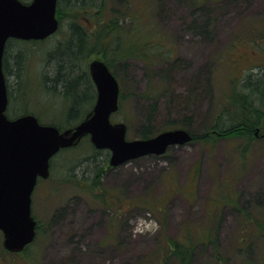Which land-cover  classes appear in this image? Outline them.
Masks as SVG:
<instances>
[{
	"label": "rangeland",
	"instance_id": "obj_1",
	"mask_svg": "<svg viewBox=\"0 0 264 264\" xmlns=\"http://www.w3.org/2000/svg\"><path fill=\"white\" fill-rule=\"evenodd\" d=\"M61 1L65 8L58 33L37 45H25L24 51L23 68L34 81L27 105L43 115L42 122L55 118L58 109L64 111L65 100L72 97L53 95L45 85L42 75H52L47 73L48 57L42 56L41 48L53 52L68 39L73 21L87 19L90 25H100L97 21L101 18L107 24L127 10L140 11L147 3L149 29L173 44L174 57L158 62L152 70L132 58L116 63L124 105L112 121L127 124L128 140L139 139L148 122L158 130L166 125L179 127L188 119V130L202 133L210 125L223 91L230 88L229 78L264 63V57L249 47L232 48L235 37H259L252 29L264 28V0H196V5L194 0H130L128 4L91 0L84 5L87 12L81 4ZM206 21L211 25L208 35L199 28L208 25ZM129 22L126 18L120 24ZM12 46L8 58L20 49ZM223 55L234 59L230 70L220 66ZM102 58L95 52L85 61L90 64ZM7 78L13 106L18 108L23 103L14 89L15 78ZM148 88L157 93L154 99L146 95ZM188 95L192 102L185 105ZM91 101L82 108H89ZM13 106L8 107V115L14 114ZM48 106L52 112L45 108ZM67 113L60 115L61 122L67 123ZM256 134L245 152L247 145L236 140L195 141L171 147L161 156H145L118 167L109 165L102 183L121 199L123 212L115 210L119 203L113 207L95 203L78 192L72 177L67 181L69 174L81 172L76 167L69 173L71 152L54 156L53 178L39 182L33 194V216L40 222L38 237L28 253L7 254L3 264H164L172 250L170 243L186 241L188 234L196 242L191 264H264V237L259 231V221L264 219V124ZM82 149L86 147L78 151ZM98 156L101 162L110 160L111 152L103 150ZM233 202L245 210L234 207ZM2 244L0 232V261ZM28 256L30 261H24Z\"/></svg>",
	"mask_w": 264,
	"mask_h": 264
},
{
	"label": "trees",
	"instance_id": "obj_2",
	"mask_svg": "<svg viewBox=\"0 0 264 264\" xmlns=\"http://www.w3.org/2000/svg\"><path fill=\"white\" fill-rule=\"evenodd\" d=\"M22 1L29 2V0ZM88 1L91 0H66V4H81L83 5V12H87L84 5ZM197 1H193L195 5ZM119 2L128 4L130 0H119ZM64 3L65 1L59 2L57 10V18L59 19L60 24L61 19L63 18L62 13L65 8L63 6ZM140 9L141 10L136 13L127 10L122 14V17H119V19H112L108 21L109 23L107 24L104 23L101 18L97 21L99 24L102 23L100 25H90L87 19H85V23L73 21L70 23L71 28L69 30L70 35L68 39L57 44V47L53 52H50L51 50H45L48 49L47 47L41 48L42 56L46 57L47 54L48 57L47 73L49 71V74L51 72L52 75V77H50L47 76V74L45 75V73L43 75L40 73L45 81V85L51 92H53V95L60 93L67 97H72L71 99L66 97L70 100H65V104L63 105L64 111L60 113V111H58L60 109H58L54 112L55 118L51 117L48 121L42 122L41 117H43V115H38L35 110L27 105V102L30 101L29 87L34 81H31V77L29 74L25 73L23 68V61L26 56V53L24 52L26 51L25 45L30 43L32 45H37L43 41L25 42L14 39L10 40L6 46L4 55V72L7 79V86V76L13 75L15 78L14 89L16 92H20V96L17 97L23 104L18 108L13 106V97L10 94L8 86L9 107L13 106V109L15 110L14 114H9L8 116L10 118H17L22 115L31 114L36 116L40 123L55 126L59 128V130H65L80 123L90 112L91 109L89 110V108L94 104L96 98V90H94L95 87L88 72L89 62H87V59L95 52H100L102 54V59L114 74L115 68L117 67L116 63L119 61L125 62L124 60H129L130 58L142 61L148 70H152L158 65V62L162 63L171 60L175 54L173 44L166 42L168 37L165 35H157L158 33L149 29V5L144 3ZM98 14L102 16V14ZM126 18H129L130 20L129 25L122 26L120 21L124 22ZM87 23H89V26ZM206 24L208 25L199 28L203 34L208 35L211 33V25L209 21H206ZM199 28L196 27V30ZM252 34H258L259 37L256 38V36L253 35L254 38L241 36L235 37V40L232 43V48L249 47L253 49L256 54L264 57V28L260 30L254 28L252 29ZM12 45L18 46L20 49L16 51L14 55L11 54L12 56L8 58L11 49H13ZM97 49H99V51ZM33 52H37L36 49ZM232 60L234 61L231 57L223 55L220 61V66L230 70V61ZM82 62H84L85 65L84 69L82 67ZM10 67H12V69ZM229 82L230 88L228 91H223V96H221L220 100L216 103L215 110L210 117V125L207 131L201 135L191 132L194 135V142L201 141L205 144H210L218 139L236 140L240 143L244 142L247 145L244 150L245 152L250 149L251 144L256 139L258 129L264 124V63L246 70L240 77H230ZM213 91L214 88L212 86L210 88L211 94ZM156 94L155 90L151 88H148L146 93V95L153 99ZM202 95L207 96L206 93H202ZM90 99L92 100L90 107L82 108L90 101ZM179 101L180 100H177L178 103ZM42 102L41 99L38 103L41 104ZM190 102H192V97L191 95H188V99L184 101V104L188 105ZM156 103L157 102L155 101L153 105L154 107L156 106ZM123 105L124 95L120 96L119 110ZM45 108L48 111H53L51 106ZM66 110L68 111L65 115L67 123H63L60 121L59 117H61L60 115H63ZM80 112L82 113L81 115ZM77 113H79V115H75ZM186 121L189 120L186 119L181 126L188 130L189 126L186 125ZM173 128H175V125H166L158 130H153L152 125L148 122L147 125L142 127L141 134L138 138L148 139ZM81 146L86 147V149H82L79 152L78 149H80ZM67 152L68 154H70V152L72 153L71 158L69 159L71 162L68 165L69 173H72L76 167L81 170L78 174H69L67 181H71L73 178L79 188L76 187L78 192L85 194L93 202L106 207H113L116 202L119 203V205L118 209L115 210H117V212L125 211V206L121 205V199H116L112 193L107 189H104L102 179L106 168H109L110 166L109 159L101 162L100 156H98L102 154L103 150H97L87 137L84 138L77 147L64 149L60 153ZM54 168L53 160L51 162L50 179L53 178ZM131 204L132 203L129 202L128 206ZM233 204L234 207L241 209L242 212L245 210L239 206V203L236 204V202H233ZM246 216L249 218L252 217L249 213H247ZM39 231L40 222L38 221L37 237ZM259 231L264 237V219L259 221ZM210 241L214 242V239H211ZM202 242L205 241L203 240ZM195 243L192 234H188L186 241L171 242L170 249L172 250L170 255L166 257L164 264H191ZM30 248L31 246L25 250V253H28ZM2 254L3 261H0V264H3L4 261L7 260L5 256L10 253L3 249ZM29 259L30 257L28 256L23 260L29 262Z\"/></svg>",
	"mask_w": 264,
	"mask_h": 264
},
{
	"label": "water",
	"instance_id": "obj_3",
	"mask_svg": "<svg viewBox=\"0 0 264 264\" xmlns=\"http://www.w3.org/2000/svg\"><path fill=\"white\" fill-rule=\"evenodd\" d=\"M58 0H0V231L3 247L19 253L36 237L32 194L38 179L50 177V161L61 150L76 147L89 137L98 150L111 152L110 166L118 167L148 155H164L173 146L190 143L193 136L174 129L149 139H127V125L113 123L119 109L120 85L108 66L94 60L89 66L97 90L91 112L78 125L60 131L42 125L33 115L10 120L4 53L10 39L45 40L59 29ZM264 263V257H263Z\"/></svg>",
	"mask_w": 264,
	"mask_h": 264
},
{
	"label": "bare ground",
	"instance_id": "obj_4",
	"mask_svg": "<svg viewBox=\"0 0 264 264\" xmlns=\"http://www.w3.org/2000/svg\"><path fill=\"white\" fill-rule=\"evenodd\" d=\"M88 2H89V1H88ZM88 2H86V3H88ZM208 127H209V126H208ZM208 127H206L202 133H197V134L201 135V134L205 133V132L207 131ZM177 129H183V130L188 131V132L193 136V139H192V141H191L190 143L194 142V135H193V133H192L191 131L185 129V128L182 127V126L177 127ZM188 144H189V143H188ZM210 144H211V143H210ZM180 146H181V145H180ZM182 146H183V145H182Z\"/></svg>",
	"mask_w": 264,
	"mask_h": 264
},
{
	"label": "flooded vegetation",
	"instance_id": "obj_5",
	"mask_svg": "<svg viewBox=\"0 0 264 264\" xmlns=\"http://www.w3.org/2000/svg\"><path fill=\"white\" fill-rule=\"evenodd\" d=\"M60 1V0H59Z\"/></svg>",
	"mask_w": 264,
	"mask_h": 264
}]
</instances>
